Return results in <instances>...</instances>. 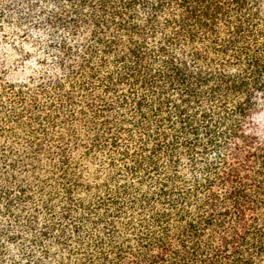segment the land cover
Wrapping results in <instances>:
<instances>
[{"label": "trees", "instance_id": "obj_1", "mask_svg": "<svg viewBox=\"0 0 264 264\" xmlns=\"http://www.w3.org/2000/svg\"><path fill=\"white\" fill-rule=\"evenodd\" d=\"M0 264H264V0H0Z\"/></svg>", "mask_w": 264, "mask_h": 264}]
</instances>
